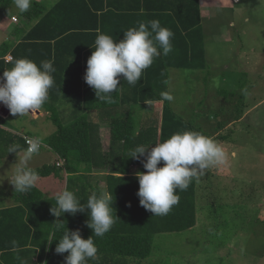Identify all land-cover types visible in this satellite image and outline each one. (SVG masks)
Wrapping results in <instances>:
<instances>
[{
    "label": "trees",
    "instance_id": "trees-1",
    "mask_svg": "<svg viewBox=\"0 0 264 264\" xmlns=\"http://www.w3.org/2000/svg\"><path fill=\"white\" fill-rule=\"evenodd\" d=\"M12 6V0H0V17L8 14ZM19 19L10 38L0 45V76L21 58L37 65L48 60L56 69L48 100L39 109L49 115L56 128L54 134L41 140L56 162L32 169L40 178L66 179V189L73 191L82 204L93 192L103 193L95 182L99 181L95 174L100 172L106 174V191L113 194L118 219L103 237H93L98 259L87 264H136L134 260L153 255L157 235L194 229L198 225L197 180L187 190L177 191L179 202L167 215L154 216L140 206L139 182L131 172L133 166L145 171V157L132 159L129 152L137 146H154L176 132L198 131L211 137L202 125L195 128L174 113L170 101L163 102L160 124L151 118L139 127L133 115L134 107L146 100L159 102L160 94L168 92L170 70L205 68L200 0H59L51 6L46 1H34L27 12L19 14ZM151 20H159L162 27L174 33L173 50L156 58L134 86L118 77L115 102H99L84 80L97 35L106 34L119 42L129 28ZM8 55L12 57L10 62L5 59ZM217 94L221 95V90ZM103 117H109L107 147L101 127L95 122ZM233 118L240 117H229ZM7 121L0 117V164L22 154L20 149L28 147L25 137H39L29 132L16 133ZM214 122L213 135L229 121L216 118ZM225 138L227 135H219L214 140ZM13 145L20 146L17 153H9ZM60 160L63 165L58 167ZM161 166L163 162L158 165ZM11 197L16 206L0 210V264H64L68 253H55L62 235L53 226L58 221L64 222L69 231L79 230L83 239L93 235L86 225L87 210L54 217L51 208L56 196L46 197L36 186L23 193L14 189Z\"/></svg>",
    "mask_w": 264,
    "mask_h": 264
},
{
    "label": "rangeland",
    "instance_id": "rangeland-1",
    "mask_svg": "<svg viewBox=\"0 0 264 264\" xmlns=\"http://www.w3.org/2000/svg\"><path fill=\"white\" fill-rule=\"evenodd\" d=\"M201 6L205 68L170 70L171 107L211 136L216 118L231 121L234 114L239 119L247 115L229 132L215 134L227 135V142L216 141L225 149L228 163L206 169L198 181V225L182 233L157 235L153 255L134 260L136 264H264V0H201ZM19 14L13 5L8 17L15 15L14 25ZM13 29L0 24V45ZM218 90L222 94L217 96ZM161 107L156 105L159 115L152 118L161 117ZM0 111L9 116L7 122L15 132L33 131L44 140L56 131L50 120L31 125L28 115L13 116L3 104ZM134 114L140 123L147 120L143 112ZM101 136L107 147L109 127H103ZM45 155V151L34 155L28 166L56 162L54 156ZM22 157L23 153L0 164V200L12 195L9 179ZM36 187L58 193L65 189L66 179L40 178Z\"/></svg>",
    "mask_w": 264,
    "mask_h": 264
},
{
    "label": "clouds",
    "instance_id": "clouds-1",
    "mask_svg": "<svg viewBox=\"0 0 264 264\" xmlns=\"http://www.w3.org/2000/svg\"><path fill=\"white\" fill-rule=\"evenodd\" d=\"M12 3L20 13H25L32 0H12ZM173 36L174 33L162 27L159 20L141 22L138 27L129 28L119 42L109 35L98 34L95 48L87 60L86 84L95 91L99 102L114 103L113 94L119 90L118 77L122 76L134 86L156 58L167 56L173 50ZM55 70L53 62L48 60L41 61L39 65L27 58L15 60L0 77V103L13 116L19 114L22 117L36 112L48 100ZM160 96V103L173 100L168 92H162ZM144 103L151 105L153 101ZM40 146L41 138L35 137L26 149H20L23 157L14 165L9 179L15 192H27L39 181V174L28 166V162L39 152ZM19 147L11 146L9 153H17ZM129 156L132 159L145 157L142 161L145 171L136 173L139 182L137 196L140 206L154 216L167 215L179 202L177 191L187 190L194 179L199 181L206 169L228 163V155L219 142L190 130L176 132L151 147L137 146L130 150ZM162 162L163 166L158 167ZM112 196L109 192H93L86 204H82L73 191L65 189L56 194L51 214L62 217L65 213L75 215L87 210L89 219L86 225L93 232L91 237L83 239L79 230L69 231L64 222L58 221L53 225L62 231L55 253H68L64 264H87L89 260L98 259L93 237H103L118 219L114 215Z\"/></svg>",
    "mask_w": 264,
    "mask_h": 264
},
{
    "label": "crops",
    "instance_id": "crops-1",
    "mask_svg": "<svg viewBox=\"0 0 264 264\" xmlns=\"http://www.w3.org/2000/svg\"><path fill=\"white\" fill-rule=\"evenodd\" d=\"M42 1H46L47 2V4H49V6H51V5H54V4H56L57 2H59V0H42ZM237 1V0H236ZM200 3H201V0H200ZM201 13H202V18H203V11H202V6H201ZM229 13V9L228 10H226L225 12H224V14H228ZM9 14V13H8ZM8 14H6L5 16H3V17H0V24H2V26H6V24H9V26H15L13 23H11V21H14V18H15V15H12V17H11V15H10V18L8 17ZM204 19H206V18H204ZM11 23V24H10ZM11 34V33H10ZM9 34V35H10ZM9 39V36L7 37V40ZM9 57H11L10 55H8L5 59H6V61L7 62H10V61H8V58ZM245 74H247L246 76L248 77L250 74H251V72L250 73H245ZM244 74V75H245ZM3 76V75H2ZM2 76H0V77H2ZM254 87H255V85H253L250 89H254ZM217 91H215V93H216ZM218 95V94H217ZM171 102V101H170ZM160 104H162V107H161V111H160V118H158V116H156L154 119H157L158 120V122H159V124L161 123V121H162V114H163V108H164V103H160V102H153L151 105H147V104H140V105H138V106H136V107H134L133 108V115H135L134 114V112H136V110L137 111H139L140 113H144L145 114V116H146V118H147V120H145L143 123H140L139 121H137L138 119H136V121H137V123L139 124V127L140 126H142V125H144V124H146L147 122H149L150 120H151V118H152V116L153 115H159L156 111H154V110H158L157 108H155L156 107V105H160ZM2 109H3V107L1 108V111H2ZM1 111H0V117L1 118H4V119H8L9 118V116L8 117H5V116H3L2 115V113H1ZM4 111V110H3ZM8 112H9V110H8ZM148 112H150V114H151V112H152V114L150 115ZM155 112V113H154ZM161 112H162V114H161ZM250 112V111H249ZM7 113V112H6ZM10 113V112H9ZM8 115V114H7ZM10 115V114H9ZM137 115H138V113H137ZM245 115H247L246 113L245 114H243V116H242V118L241 119H232L231 121H229V122H227L226 124L224 123V133L227 131V132H229L231 129H232V127L233 126H235L237 123H239L240 121H242V119L245 117ZM28 117H30V118H32L31 119V125L33 124V125H35L36 123H38L39 124V122H42V121H48L49 122V115L47 114V113H44V112H41L40 110H37L36 112H33V113H30V114H28ZM135 117V116H134ZM96 121V123L97 124H99L100 125V127H101V134H102V132H103V127L104 126H108V123H109V117L108 118H106V117H103V118H96L95 119ZM207 124V123H206ZM205 124V125H206ZM206 127V126H205ZM16 133H21V132H16ZM23 134H26L27 132L26 131H23L22 132ZM29 133H31V135H33V136H37L33 131L32 132H29ZM39 136V135H38ZM219 136V135H218ZM217 136V137H218ZM102 137V136H101ZM215 135H213V136H211V138H213V139H216L217 138ZM103 139V138H102ZM225 140H226V142H227V138H225ZM224 140V141H225ZM42 142V141H41ZM109 141H107V143H108ZM43 143V142H42ZM44 144V143H43ZM47 146V145H46ZM43 151H45L46 152V155L47 156H49V157H51V155L52 156H54L55 157V155L53 154V153H51V151L49 150V148H48V146H47V148L45 149V150H43ZM43 151H41V152H43ZM40 152V153H41ZM39 153V154H40ZM45 155V156H46ZM48 164V163H47ZM142 170H141V168L139 167V166H133L132 167V170H131V172H132V175H136V173L137 172H141ZM95 175H97V180H99V181H95L96 183H99V187H100V189H101V191L102 192H107L106 191V188H107V186H106V182H105V172H100L99 174H95ZM199 181H201V177H200V179H199ZM197 183H198V181H197ZM199 184H200V182H199ZM199 186V185H198ZM13 188H14V186H12ZM65 189H66V187H65ZM64 189V190H65ZM42 191V190H41ZM54 191H55V189H54ZM61 191H63L62 189H60V190H58V192H61ZM43 192V191H42ZM44 193V195L46 196V197H53V196H56L55 194H57V192L55 193V192H53V190H52V188L50 189V191L48 192V193H45V192H43ZM10 198H12L11 197V195L9 196L8 195V197L7 198H5V199H2V200H0V203H3L4 202V204H2V205H0V210H4V209H7V208H11V207H14V206H16V204H15V202L12 200V199H10ZM6 205H9V206H6Z\"/></svg>",
    "mask_w": 264,
    "mask_h": 264
},
{
    "label": "built area",
    "instance_id": "built-area-1",
    "mask_svg": "<svg viewBox=\"0 0 264 264\" xmlns=\"http://www.w3.org/2000/svg\"><path fill=\"white\" fill-rule=\"evenodd\" d=\"M14 21L16 22L17 19L14 18ZM8 61H12V57H9V58H8ZM1 104H2V103H0V105H1ZM25 139H26V142H27V145H28V143H29V141L32 139V137H25ZM43 148L46 149L47 146L41 142L40 149H43ZM62 165H63V161L60 160V161L57 163V166L60 167V166H62Z\"/></svg>",
    "mask_w": 264,
    "mask_h": 264
}]
</instances>
